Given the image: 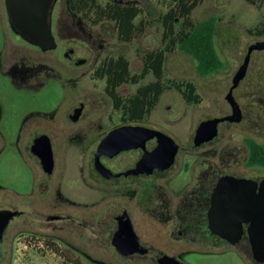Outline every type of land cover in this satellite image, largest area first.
<instances>
[{
	"label": "flooded vegetation",
	"instance_id": "flooded-vegetation-1",
	"mask_svg": "<svg viewBox=\"0 0 264 264\" xmlns=\"http://www.w3.org/2000/svg\"><path fill=\"white\" fill-rule=\"evenodd\" d=\"M66 1V12L62 8L61 0H57L52 11L51 30L56 43V49L52 51L42 52L38 47L16 35L9 23L6 26L12 36L5 42L0 54V88L25 92L32 86H36L35 83L39 80H44L66 92V103L57 119L50 120L51 123L37 122L30 113H25L18 118L8 117L16 126V131L11 134L4 133L1 127L5 123L7 108L3 105L4 100L0 96V155L7 144L14 147L17 140L24 141L22 151L18 150V152L23 162L39 176L35 184L36 191L26 201L16 199L9 209H0V212L10 216L8 225L15 219H25L33 212L35 219L41 220L40 223L46 229L59 233L70 231L72 235H75L80 224L77 221L78 218L70 213L64 214L63 209L74 211L78 207L94 208L96 204L104 202V207L102 206L104 212H102L105 214V249L109 254L128 263L137 258H153L157 264L154 258L155 253L165 255L164 252L172 250L173 241L178 239L205 241L228 249H237L250 259L251 249L246 231L248 225L243 224V234L239 242L231 246L209 230L208 210L212 192L220 179L224 177L250 179L258 184L264 179L262 176L264 166L247 164L250 156L249 144L258 145L264 149V50L252 51L246 75L239 86L233 90V98L239 108L238 121L219 123L217 136L199 147L193 145L197 128L187 147H182L174 140L179 146V151L173 165L164 170L155 168L149 174L125 175L128 171L135 169L145 152H151L156 148V138L147 140L144 147L121 151L112 157L102 155L100 156L101 164L114 175L103 178L95 170V153L100 142L113 130L123 126H141L171 136L159 128L140 124L144 121L129 122L120 116L118 120H114L111 114H106L104 120L95 119L92 96L80 90L81 82L87 80L94 84L102 82L105 84V79L97 73V68L103 60L112 57L103 58L96 63L95 59L78 57L76 46L68 47L59 44V39H63L64 42L67 41L66 39H71L78 41L84 47L91 46L89 42L91 33L85 28L92 24L88 21L89 24L84 22L85 18L82 15L70 11ZM113 2L134 4L126 0ZM111 24L117 38L116 28L113 23ZM248 33L251 38L248 47L256 42H264V23L258 24ZM148 53L151 52L145 54ZM49 54H54L55 57L49 58V61L39 57ZM84 68L89 69L87 75L83 72L79 73V69ZM240 88L242 89L236 94L235 91ZM225 102L228 110L219 115L209 113L198 126L209 119L231 116V106L226 99ZM232 133L243 138L241 146L221 145L231 138ZM85 139H90L89 144H92L90 147L83 146ZM42 145L48 146L51 154L53 167L50 173L45 171L36 153L40 149L38 146ZM57 149H63L70 153L71 157L79 156L80 159L77 156L78 159L75 161L74 167H77L75 174L78 178L80 176L84 186L90 191L100 193L101 196L98 199L79 200L63 192ZM240 157L245 158L242 170L238 161ZM181 172L184 174L182 180L177 178ZM39 204L46 208V215L41 213L35 215V207ZM95 218L96 213L93 211L88 216V222L93 224ZM140 223L141 225L144 223L146 229L144 226L140 228L138 226ZM15 235L16 237L23 235L27 243L42 239L38 242L42 244V247L47 246L46 236L25 232L15 233ZM3 240L4 235L0 246ZM56 242L61 247L63 238L56 237ZM72 250L77 251L74 247Z\"/></svg>",
	"mask_w": 264,
	"mask_h": 264
},
{
	"label": "rangeland",
	"instance_id": "rangeland-1",
	"mask_svg": "<svg viewBox=\"0 0 264 264\" xmlns=\"http://www.w3.org/2000/svg\"><path fill=\"white\" fill-rule=\"evenodd\" d=\"M113 1L100 0L102 4ZM126 1L134 3L142 9V14L136 23L143 19L148 25L144 33L137 39L129 43H121L117 41L113 25L110 22H103L97 26L92 27L91 25L85 28L91 33L89 38L91 46L84 47L78 41L71 39H66V42L59 39V44L68 47L76 46L78 57H87L89 60L95 59L96 63L106 57L123 56L129 63L130 72L132 74L139 73L142 69L141 57L146 52H154L161 47L162 27L158 19L167 11V8L162 4L163 0ZM253 1L255 5H250L244 0H204L192 11L191 19L194 22H201L210 18L216 20L215 50L223 66L218 72L210 76L200 77L196 72V63L190 55L179 51L167 55L164 64V78L194 83L197 93L201 97V103L199 105H187L177 91H165L155 110L146 121L144 120L140 124L164 130L182 147H187L195 129L206 115L209 113L219 115L228 110L224 97L251 42L248 32L258 24L264 23V0ZM61 4L66 12L65 0H61ZM83 21L89 24L86 19ZM7 25L4 0H0V54L4 49L5 42L12 36L10 30L6 28ZM39 57L49 61V58L55 56L49 54ZM80 72L87 75L89 69H79ZM152 81L154 78L149 75L138 85L121 86L118 89V94L122 97H128L135 92L138 86ZM35 85L25 92H14L0 88V96L4 100L3 105L7 108L5 123L1 125L4 133L11 134L16 131L15 124L8 117L18 118L25 113H30L37 122L51 123L50 120L57 119L61 114L66 103V92L55 88L44 80H39ZM104 89L105 84L103 82L94 84L82 80L80 86L81 91H86L92 96L95 119L104 120L106 114H111L114 120H118L120 115L113 110L112 102L106 96ZM241 89L236 90L235 93L237 94ZM89 140L83 141L84 147L92 145L89 144ZM242 140L241 136L232 133L231 138L221 145L241 146ZM23 146L24 141L17 140L14 147L7 144L4 152L0 155V209H9V206L16 199L26 201L36 191L35 184L39 176L23 162L18 152V150L22 151ZM56 154L62 172L60 175L63 192L79 200L98 199L101 196L100 193L90 191L84 186L80 176L78 178L75 174V168L77 169L74 167L75 161L79 156L77 155L78 158L77 156H75L76 158L71 157L70 153L63 149H57ZM238 161L242 170L245 158L240 157ZM183 175L181 172L177 178L182 180ZM262 176L264 177V171ZM103 204H96L94 208L78 207L74 211L63 209L64 214L70 213V215L78 218L77 221L80 224L75 235H72L70 231L59 233L46 229L40 223L41 220L35 219L33 212L25 219H15L5 230L4 240L0 246V264H155L153 258H137L128 263L106 251ZM45 209L39 204L38 207H35V211L33 208V211L35 215L40 213L46 215ZM93 211L96 213V218L94 223L90 224L88 216ZM138 226L140 228L144 226L146 229L144 223L142 225L140 223ZM20 232L46 236L47 246L42 247V244L38 242L42 239L27 243L23 235L16 237L15 233ZM58 236L63 238L61 247L56 242ZM173 244V249L164 252L165 255L175 257L184 264H251L248 256L237 249H228L225 246L205 241L186 239H178L173 241ZM72 247L77 251H73ZM154 258L156 259L155 255Z\"/></svg>",
	"mask_w": 264,
	"mask_h": 264
},
{
	"label": "water",
	"instance_id": "water-1",
	"mask_svg": "<svg viewBox=\"0 0 264 264\" xmlns=\"http://www.w3.org/2000/svg\"><path fill=\"white\" fill-rule=\"evenodd\" d=\"M56 2L57 0H4L11 30L42 52L56 49L51 30V15ZM253 50H264V42H256L248 47L243 62L232 78L231 87L225 97L231 106L232 115L202 122L195 131L193 140L195 147L213 140L217 136L219 123L239 120V108L233 98V90L245 77ZM152 138L157 140L156 148L151 152H145L135 169L128 171L125 175L149 174L155 168L158 170L170 168L179 151V146L174 139L141 126H123L110 132L98 145L95 153V170L103 178L114 176L101 164L100 156L112 157L121 151L144 147V143ZM38 147L40 149L36 153L45 171L50 173L53 166L49 148L43 145ZM9 219L10 216L7 213L0 212V242ZM243 224L248 225L246 231L251 249V262L264 264V179L258 184L250 179L224 177L219 180L211 195L208 210L209 230L227 244L234 246L243 234ZM155 256L157 264H184L161 253H155Z\"/></svg>",
	"mask_w": 264,
	"mask_h": 264
},
{
	"label": "trees",
	"instance_id": "trees-1",
	"mask_svg": "<svg viewBox=\"0 0 264 264\" xmlns=\"http://www.w3.org/2000/svg\"><path fill=\"white\" fill-rule=\"evenodd\" d=\"M204 0H163L167 11L160 15L162 27L159 50L141 57L142 69L132 74L129 63L123 56L108 58L101 62L97 73L105 79V93L111 100L113 110L129 122L146 120L155 110L165 91H177L187 105H199L201 97L191 81H176L164 78V64L167 55L176 51L190 55L196 63V72L207 77L218 72L223 63L215 50L216 20L210 18L201 22L191 19L192 11ZM255 5L253 0H244ZM70 11L82 15L92 25L111 22L117 31L120 42L129 43L142 35L147 23L141 19L142 9L135 4H120L100 0H67ZM151 75L154 81L137 87L135 92L122 97L118 89L123 85H138ZM249 166H264V149L249 144ZM249 259V258H248ZM249 262L252 264L251 260Z\"/></svg>",
	"mask_w": 264,
	"mask_h": 264
}]
</instances>
